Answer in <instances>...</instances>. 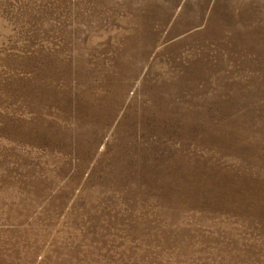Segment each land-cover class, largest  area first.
I'll return each mask as SVG.
<instances>
[{"label": "rangeland", "instance_id": "374dc122", "mask_svg": "<svg viewBox=\"0 0 264 264\" xmlns=\"http://www.w3.org/2000/svg\"><path fill=\"white\" fill-rule=\"evenodd\" d=\"M0 264H264V0H0Z\"/></svg>", "mask_w": 264, "mask_h": 264}]
</instances>
